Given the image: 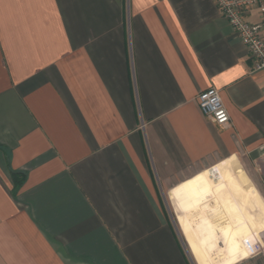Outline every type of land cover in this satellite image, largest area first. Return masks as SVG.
I'll return each instance as SVG.
<instances>
[{"label":"crops","instance_id":"0c3cea01","mask_svg":"<svg viewBox=\"0 0 264 264\" xmlns=\"http://www.w3.org/2000/svg\"><path fill=\"white\" fill-rule=\"evenodd\" d=\"M190 254L264 264V71L216 3L0 0V264Z\"/></svg>","mask_w":264,"mask_h":264},{"label":"built area","instance_id":"2783aa9c","mask_svg":"<svg viewBox=\"0 0 264 264\" xmlns=\"http://www.w3.org/2000/svg\"><path fill=\"white\" fill-rule=\"evenodd\" d=\"M213 1L231 24L237 37L248 47L253 71H264V0ZM254 8L261 15V21L257 23L249 22L245 18V13ZM197 105L204 116L212 118L219 125H225L231 120L219 90L214 87L198 94Z\"/></svg>","mask_w":264,"mask_h":264},{"label":"rangeland","instance_id":"374dc122","mask_svg":"<svg viewBox=\"0 0 264 264\" xmlns=\"http://www.w3.org/2000/svg\"><path fill=\"white\" fill-rule=\"evenodd\" d=\"M246 173H247V177H248V179L251 181V183L257 186V179H256V177H255L253 174L249 173L248 171H246ZM257 188L259 189L258 186H257ZM259 191L261 192L260 189H259ZM262 195H263V194H262ZM183 240H184V243H185L186 248L188 249V247H187V245H186V242H185V239H184V238H183ZM190 257H192L191 254H190ZM192 259H193V257H192ZM193 261H194V263L196 264V262H195L194 259H193ZM244 262H245V261L242 260V261H240V262L237 263V264H243Z\"/></svg>","mask_w":264,"mask_h":264},{"label":"trees","instance_id":"16d2710c","mask_svg":"<svg viewBox=\"0 0 264 264\" xmlns=\"http://www.w3.org/2000/svg\"><path fill=\"white\" fill-rule=\"evenodd\" d=\"M18 173H14V179L16 181V184H21V180L17 178Z\"/></svg>","mask_w":264,"mask_h":264}]
</instances>
